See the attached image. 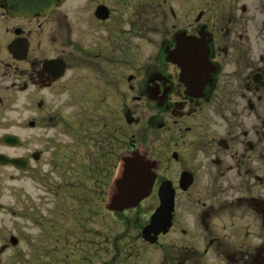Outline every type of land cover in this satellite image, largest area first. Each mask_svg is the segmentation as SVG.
Listing matches in <instances>:
<instances>
[{
    "label": "flooded vegetation",
    "instance_id": "flooded-vegetation-1",
    "mask_svg": "<svg viewBox=\"0 0 264 264\" xmlns=\"http://www.w3.org/2000/svg\"><path fill=\"white\" fill-rule=\"evenodd\" d=\"M70 1L19 15L0 0V155L27 160L24 171L0 164V175L25 173L47 154L78 182L81 202L33 217L44 244L35 255L264 264V0ZM20 97L33 114L22 125L59 131L61 143L48 135L42 151L7 152L20 147L12 130ZM9 110L17 115L5 128ZM133 153L152 162L154 178L146 196L123 206L114 198L132 191L124 166ZM164 183L172 210L149 241L143 230ZM118 223L121 237L136 232L120 247L110 236Z\"/></svg>",
    "mask_w": 264,
    "mask_h": 264
},
{
    "label": "rangeland",
    "instance_id": "rangeland-1",
    "mask_svg": "<svg viewBox=\"0 0 264 264\" xmlns=\"http://www.w3.org/2000/svg\"><path fill=\"white\" fill-rule=\"evenodd\" d=\"M73 2V0L70 1V3ZM18 103V115L12 110L5 112V117L7 115L9 117V123H4L5 128H10L15 115L19 120V128H12V130L20 137V147L14 151L7 150L8 153L29 154L36 150L42 151L48 135L51 136L50 140L56 141L55 143H61L64 140V136L59 131H44L43 127L39 126L35 129L23 126L22 122L26 124V119L33 114L25 108L23 97L18 99ZM148 133V139L153 138L155 144V138L149 130ZM61 164L58 161L54 165L50 157L43 154L40 161L31 162L30 168L18 176L12 169L2 170L0 175V264H61L58 260L48 261L42 255H35V252H44V244L38 243L42 238L37 235V227L33 223L35 220L33 217L38 219L45 210L52 209L49 206L81 203L77 201L76 196V192H79L76 185L78 182L69 175L68 177L63 175ZM143 204L148 207V210L153 209L156 205L154 194ZM32 207H36L38 213L27 212ZM122 230V226L118 223L114 225V231L112 230L110 234V236L119 237L118 247L124 246L130 235L133 239L134 235L136 236V232L131 230L125 238L121 237ZM10 236L17 238L16 245L10 244ZM139 242L131 241L136 251L140 252ZM121 252H123L122 249Z\"/></svg>",
    "mask_w": 264,
    "mask_h": 264
},
{
    "label": "water",
    "instance_id": "water-1",
    "mask_svg": "<svg viewBox=\"0 0 264 264\" xmlns=\"http://www.w3.org/2000/svg\"><path fill=\"white\" fill-rule=\"evenodd\" d=\"M9 5V10L13 14L19 15H31L34 13H46L50 11L55 0H6ZM31 126L32 123H29ZM5 142L12 147H15L19 143V138L13 135H5ZM12 164L15 168L24 171L27 168V160L23 158H9L4 155H0V164ZM125 174L130 180L128 189L130 195L123 196L117 195L114 199L120 202L123 206H132L139 202L144 196H146L151 188L153 181V172L151 171L152 162L144 159L142 155L133 153L131 157L125 160ZM162 192H159L161 198V205L154 211L150 217V223L144 228L143 236L152 241L155 238V234L158 228V221L163 216V221H167L172 210V192L168 184L164 183L161 187ZM152 232L151 237L149 234ZM9 242L12 245L16 244V239L10 236Z\"/></svg>",
    "mask_w": 264,
    "mask_h": 264
}]
</instances>
